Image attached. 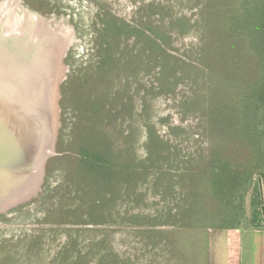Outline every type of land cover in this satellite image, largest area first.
Here are the masks:
<instances>
[{
  "label": "rangeland",
  "instance_id": "rangeland-1",
  "mask_svg": "<svg viewBox=\"0 0 264 264\" xmlns=\"http://www.w3.org/2000/svg\"><path fill=\"white\" fill-rule=\"evenodd\" d=\"M233 1L244 10L245 0ZM192 3L0 0L2 13L13 9L18 16L29 14L48 34L67 39L60 60H50L53 74L61 78L56 89L47 90L49 58L41 59L37 52L18 63L21 74L11 71V78H0L6 81L0 84V264H208L203 244L220 229L181 223L188 203L182 170L187 161L193 167L205 166L221 150H228L227 155L239 163L253 157L241 115L244 108L231 122L239 131L226 134L211 114V106L220 96L233 97L235 104L244 105L251 86L259 80L260 65L245 27L234 36L224 32L226 52L233 39L236 54L235 58L221 56L222 50L213 41L216 34L210 36L218 23L213 21L216 13L207 7V0ZM182 17L190 18L193 26L184 34L172 26H178ZM104 22H124L125 26L123 36L113 42L120 61L101 79L96 77L100 72L97 63L105 50L95 44L104 38ZM141 23L169 36L171 48L178 50L170 52L177 57L184 58L194 47L196 85L191 87L182 79L172 94L164 93L157 81L159 68L147 72L138 67L137 54L144 40L137 42L131 31ZM142 61H147L145 56ZM207 63L214 68H207ZM222 71L227 81V74L236 72V85L227 83L220 88L215 80L214 91L211 78ZM171 80L172 75H167L163 87ZM191 91L197 107L187 111L182 100ZM90 95L108 96L116 111L110 128L98 120L90 123L112 138L120 164L126 162L137 169L131 179L121 181L119 177L115 187L98 197L102 205L97 209L99 224L88 223L92 195L79 165L80 145L87 142L90 127ZM149 127L169 142L161 159L165 175L158 186L159 164L148 158ZM29 194L25 200L23 195Z\"/></svg>",
  "mask_w": 264,
  "mask_h": 264
},
{
  "label": "trees",
  "instance_id": "trees-1",
  "mask_svg": "<svg viewBox=\"0 0 264 264\" xmlns=\"http://www.w3.org/2000/svg\"><path fill=\"white\" fill-rule=\"evenodd\" d=\"M187 2L192 6L195 4H191L192 0H187ZM207 2V7L211 8L217 15L213 21L218 23L212 30L213 32H210V36L216 34L213 41L216 40L219 49L222 50L221 56L227 57L229 55L235 58L236 54L234 46L236 40L233 39H231L230 50L228 49L226 52L227 48L223 39L224 32L234 36L241 27H245L248 43L260 65L259 80L251 86L244 105L240 106L238 102L235 104L233 97L227 99L220 96L211 106V114L215 116L219 127L226 134L239 131V128L233 127L231 122L233 116H238L244 108L241 115L246 120L245 131L252 143L253 157L244 163H239L240 161L227 155L228 150H221L202 167H193L187 161V166L182 170V176L187 182L186 185L183 184V187L186 188L188 194V203L183 208L181 223L186 227L208 230L239 229L248 224L246 196L250 190L253 177L257 172H264V0H245L244 10H241V6H237L233 0H207ZM207 18L213 22L209 15ZM209 21L208 25L210 24ZM142 24L136 27L135 32L134 30L131 31V34L135 33L137 42L144 40L143 47L137 54L138 67L147 72L153 67H158L157 81L159 89L164 93L172 94L182 79L190 82L191 87L196 85L198 66L195 63L194 47H190L183 54L184 58L177 57L176 54L170 52L174 49L169 44V36L158 33L151 27L146 28V24ZM124 26V22L103 23L101 37L104 35V38H99L95 44L97 48L104 47L105 50L104 55L103 53L100 54V60L97 63L100 70L96 73L97 78L108 77L109 73L106 70L112 67L116 61H120L114 54L113 42H117L123 36ZM172 26L180 34L190 31L193 27L190 18L186 17L180 18L178 26L175 24ZM124 33L125 36H128L127 32ZM209 46L211 44L207 45V47ZM203 51H207V48H203ZM143 56L146 57V62L142 61ZM180 66L182 73H179L180 76H178L177 69ZM206 66L209 69L214 68L209 63ZM167 75H172V80L164 88L163 81ZM227 76L229 81H227L225 71H222L221 75L217 74L211 78V87H214V91L217 89L215 80H219L220 88L227 83L235 87L236 72H229ZM88 99L90 103L87 104V123H90L91 120H98L110 128L116 111L114 112L113 105L108 102V96L90 95ZM196 103L197 100L193 91L186 94L182 100L187 111L196 109ZM239 106L240 110L238 109ZM88 125L90 127L87 129V142L83 141L80 145L81 159L79 165L82 179L87 182V188L92 195V201L87 206V216H91L88 223L99 224L102 223V220L97 217V209L102 205L100 204L101 199L98 197L115 187L119 183L117 180L119 177H123L121 181L131 179L133 174L137 173V169L126 162L120 164L109 134L100 128L98 129L93 123ZM148 130L149 135H152L147 144L148 158L151 159L152 164L154 161L159 164L156 166L157 175L155 178V185L158 186L163 182L165 175L162 171L161 159L162 154L169 148V142L155 135L152 127H149ZM167 187L171 192L169 185Z\"/></svg>",
  "mask_w": 264,
  "mask_h": 264
},
{
  "label": "crops",
  "instance_id": "crops-1",
  "mask_svg": "<svg viewBox=\"0 0 264 264\" xmlns=\"http://www.w3.org/2000/svg\"><path fill=\"white\" fill-rule=\"evenodd\" d=\"M246 211V227L220 229L203 244L208 264H264V172L253 177Z\"/></svg>",
  "mask_w": 264,
  "mask_h": 264
},
{
  "label": "bare ground",
  "instance_id": "bare-ground-1",
  "mask_svg": "<svg viewBox=\"0 0 264 264\" xmlns=\"http://www.w3.org/2000/svg\"><path fill=\"white\" fill-rule=\"evenodd\" d=\"M6 13H2L0 8V78H11V71L21 74L23 70L19 64L31 59L36 52L41 59L48 56L49 71L53 73L50 60H60L62 49L65 50L67 46V39L48 34L29 14L18 16L13 9ZM5 83L6 81L0 80V84Z\"/></svg>",
  "mask_w": 264,
  "mask_h": 264
},
{
  "label": "water",
  "instance_id": "water-1",
  "mask_svg": "<svg viewBox=\"0 0 264 264\" xmlns=\"http://www.w3.org/2000/svg\"><path fill=\"white\" fill-rule=\"evenodd\" d=\"M58 77V76H57ZM53 73H51V71L48 72V77H47V82H48V87H47V90L49 89H56V85L57 83L60 81V77L57 78ZM55 100V99H54ZM49 102V100H48ZM54 103V102H53ZM54 107V106H53ZM31 191V190H30ZM34 192V191H32ZM31 194H29L28 196L27 195H23V198L27 197L25 200L29 199L31 196ZM22 196V195H21ZM20 196V197H21ZM19 197V196H18ZM22 198V197H21ZM18 199V198H16ZM11 203H15L14 201L11 202Z\"/></svg>",
  "mask_w": 264,
  "mask_h": 264
}]
</instances>
